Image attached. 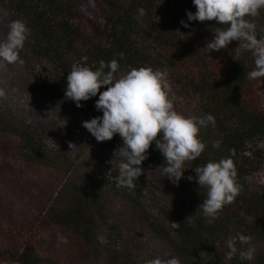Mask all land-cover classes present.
Instances as JSON below:
<instances>
[{
  "label": "trees",
  "instance_id": "16d2710c",
  "mask_svg": "<svg viewBox=\"0 0 264 264\" xmlns=\"http://www.w3.org/2000/svg\"><path fill=\"white\" fill-rule=\"evenodd\" d=\"M188 11H196L192 0H0V40L12 20L30 29L24 63L0 64V264H148L157 256L264 264V78L247 79L254 61L238 40L209 53L207 41L225 26L188 21ZM246 18L264 35V9ZM83 56L89 65L115 58L121 73L166 71L178 112L215 117L178 185L163 177L153 141L136 188L117 187L110 161L121 137L98 142L82 126L103 114L99 93L82 107L65 97L71 65ZM229 156L239 195L210 221L199 209L206 189L195 167ZM237 233L252 237L254 260L225 258ZM58 234L67 243L58 244Z\"/></svg>",
  "mask_w": 264,
  "mask_h": 264
},
{
  "label": "clouds",
  "instance_id": "9594fccd",
  "mask_svg": "<svg viewBox=\"0 0 264 264\" xmlns=\"http://www.w3.org/2000/svg\"><path fill=\"white\" fill-rule=\"evenodd\" d=\"M192 3L196 11L187 12L188 21H215L225 26L214 31L213 38L204 48L211 53L238 40L254 61V68L247 73V79L264 78V35L258 36L256 23L246 18L257 17L264 9V0H192ZM138 12L141 16L145 14L143 8ZM181 23L186 28L190 26L183 20ZM29 32L23 20L9 23L6 37L0 40V64L24 63L19 53ZM119 57L123 59L124 53H119ZM87 60L88 57L83 56L80 61L72 63L66 78L65 97L75 102L77 107H82V101L99 93L95 107L103 114L83 121L82 126L98 142L111 140L116 134L121 137L123 143L114 151V159L110 161L111 169L118 171L114 177L117 187L136 188V180L144 171L141 165L148 158L147 150L153 141L165 158L161 166L163 177L178 185L186 170L185 162L196 160L205 150L206 143L200 139L199 132L209 124L214 125L215 117L212 114L186 116L178 112L174 106L178 98L166 71L140 66L121 73L115 58L108 62L100 60L98 65H89ZM102 86H106L104 91H101ZM0 95H3L2 91ZM212 146L218 148L219 141H213ZM76 147L70 142L69 152L75 151ZM195 173L199 188L206 189L199 209L210 221L214 220L224 206L231 204L239 195L234 161L231 156L210 160L195 167ZM188 179L191 181L193 177ZM170 227L176 229L179 223L170 222ZM57 241L58 244L67 243V239L59 234ZM251 242L252 237L243 233L229 236L225 242L228 249L225 258L230 260L238 254L242 261L254 260L256 248ZM148 264H181V261L175 256H157Z\"/></svg>",
  "mask_w": 264,
  "mask_h": 264
}]
</instances>
